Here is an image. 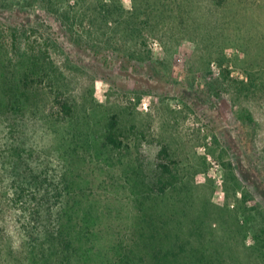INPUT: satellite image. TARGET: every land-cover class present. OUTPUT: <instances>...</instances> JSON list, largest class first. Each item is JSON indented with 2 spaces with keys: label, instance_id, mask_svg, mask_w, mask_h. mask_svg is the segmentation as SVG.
Here are the masks:
<instances>
[{
  "label": "rangeland",
  "instance_id": "1",
  "mask_svg": "<svg viewBox=\"0 0 264 264\" xmlns=\"http://www.w3.org/2000/svg\"><path fill=\"white\" fill-rule=\"evenodd\" d=\"M111 117L118 151L100 148ZM20 142L52 197L64 180L84 191L98 233L67 261L42 255L0 168V264H110L149 234L144 212L183 264H264V0H0V162ZM161 145L175 177L163 192Z\"/></svg>",
  "mask_w": 264,
  "mask_h": 264
},
{
  "label": "trees",
  "instance_id": "2",
  "mask_svg": "<svg viewBox=\"0 0 264 264\" xmlns=\"http://www.w3.org/2000/svg\"><path fill=\"white\" fill-rule=\"evenodd\" d=\"M32 67L39 69L40 65L33 64ZM32 73L36 74L37 72L32 70ZM27 79L32 80L31 75L26 72L22 81ZM221 88V82L216 80L215 86L210 85V90L214 91L218 97L217 93ZM53 105L58 110L57 112L65 117H70L73 113L69 103L62 100L59 95H56ZM243 117L246 122L253 123L250 114L246 113ZM117 125L116 118L111 117L104 129L101 149L118 151L123 147L120 138L121 132ZM10 151L11 160L7 162L5 159L4 162H0V168L9 174L8 210L14 215L17 227L24 233L26 241L31 243L32 247L38 243L43 251L42 255L44 252L51 253V257L59 254L60 263L67 261L66 255L69 252L76 253L77 250L84 248L83 239L89 236L94 239L97 236L96 227L98 225L91 220V212H89L91 205L89 204L86 212H81L83 209L80 205L83 204H78L80 201L87 204L89 200L83 194L84 191L79 188L76 190L65 180L61 184L63 187L61 186L56 196L52 197L50 183L47 180H42L37 169L29 164V159L24 155V152L27 153V151H24L23 144L21 142L11 143ZM156 158L159 161L157 168L160 170V174L155 185L159 191L163 192L164 189L173 186V181H169L168 178L175 179L170 169L171 162L166 146H160ZM67 184L70 186H64ZM57 203L59 205H55ZM145 215L148 216L145 217ZM73 216L81 218L77 222L72 219ZM142 217H145L142 221L146 222V226L150 230L149 234L141 227L138 234L131 236L132 238L128 240L125 248L122 250L118 248L117 256L112 257L110 264H183L180 251H175V248L181 250L182 247L181 245L171 246L168 242L169 232L165 223L161 222L163 220H160V216L144 212ZM259 233L264 237V225L259 229ZM141 247H143V251ZM195 259V264H207L205 261L203 262L202 257Z\"/></svg>",
  "mask_w": 264,
  "mask_h": 264
}]
</instances>
